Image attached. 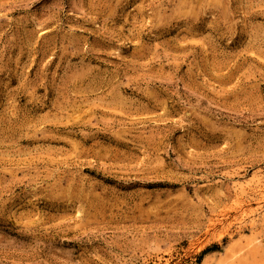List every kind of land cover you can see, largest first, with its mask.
<instances>
[{"label":"rangeland","instance_id":"obj_1","mask_svg":"<svg viewBox=\"0 0 264 264\" xmlns=\"http://www.w3.org/2000/svg\"><path fill=\"white\" fill-rule=\"evenodd\" d=\"M0 264H264V0H0Z\"/></svg>","mask_w":264,"mask_h":264},{"label":"bare ground","instance_id":"obj_2","mask_svg":"<svg viewBox=\"0 0 264 264\" xmlns=\"http://www.w3.org/2000/svg\"><path fill=\"white\" fill-rule=\"evenodd\" d=\"M260 207H262V206H258V207H257V208H255V209H256V210H258ZM255 209H254V210H255ZM257 214H258V213H257ZM247 246H248V245H247Z\"/></svg>","mask_w":264,"mask_h":264}]
</instances>
